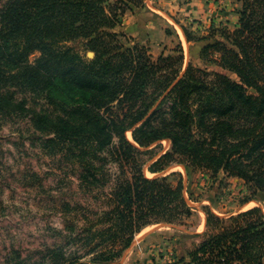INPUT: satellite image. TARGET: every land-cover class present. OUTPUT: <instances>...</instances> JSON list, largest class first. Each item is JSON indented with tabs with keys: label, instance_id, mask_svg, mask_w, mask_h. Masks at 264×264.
<instances>
[{
	"label": "trees",
	"instance_id": "16d2710c",
	"mask_svg": "<svg viewBox=\"0 0 264 264\" xmlns=\"http://www.w3.org/2000/svg\"><path fill=\"white\" fill-rule=\"evenodd\" d=\"M236 1L234 29L212 24L209 36L197 38L182 29L188 42L207 41L200 50L204 64L238 80L192 63L183 69L181 45L177 57L163 53L156 60L143 45L120 51L124 47L114 45L117 27L146 0H9L0 8V115L28 120L48 153L82 164L87 186L107 179L108 152L121 164L112 208L98 220L103 227L87 230L90 244L125 250L146 227L180 224L192 214L183 181L175 186L164 177H147L139 163L140 149L163 139L172 149L150 167L152 173L180 156L181 164L213 176L223 172L252 185L255 194L264 192V0ZM75 39H88L93 60L69 45ZM174 62L180 67L168 69ZM24 87L77 90L82 103L48 115L17 96L16 88ZM116 107L125 111L122 117L106 115ZM129 130L138 145L127 139ZM203 208L205 230L184 264H264L262 207L227 216ZM58 260L79 264L61 255ZM111 262L109 255L94 261Z\"/></svg>",
	"mask_w": 264,
	"mask_h": 264
},
{
	"label": "rangeland",
	"instance_id": "374dc122",
	"mask_svg": "<svg viewBox=\"0 0 264 264\" xmlns=\"http://www.w3.org/2000/svg\"><path fill=\"white\" fill-rule=\"evenodd\" d=\"M8 1L0 0V8ZM239 8L236 0H146L144 7H134L127 12V33L117 27L116 31L124 35H118L114 45L123 46L120 51L143 45L151 50L154 60L162 53L165 57H177V48L181 45L185 55L183 69L192 63L238 80L234 73L204 64L200 50L207 41L188 42L182 26L195 38L209 36L212 24L234 29ZM137 15L142 18L140 22ZM129 26L137 27L138 31H131ZM69 45L86 59L93 60L96 56L88 39H75ZM178 67L180 64L174 62L168 69ZM16 89L17 96L25 97L29 106L52 116L63 115L65 109H75L82 103L77 90L63 92L51 88L32 92L26 87ZM123 113L124 110L116 107L106 115L122 117ZM40 136L28 120L0 115V264H15L20 260L55 264L60 255L65 261L79 264H96L97 257L107 255L113 259L109 264H184L183 259L201 241L198 234L205 230L203 207L221 216L256 206L264 209V192L255 194L252 185L223 172L213 176L205 169L181 164L180 156L164 170L152 173L150 167L172 149L171 141L163 139L141 148L139 163L147 177H164L175 186L183 181L187 188L186 199L194 207L192 214L180 224L146 227L128 249L118 246L106 251L103 246H94L96 242H88L87 230L94 224L96 228L103 227L98 220L112 208L109 198L123 173L121 164L108 152L107 179L87 186L81 178L84 166L65 160L61 154L48 153ZM126 137L138 145L132 130L127 131ZM95 163L101 166V162ZM248 199L253 200L243 206Z\"/></svg>",
	"mask_w": 264,
	"mask_h": 264
},
{
	"label": "crops",
	"instance_id": "0c3cea01",
	"mask_svg": "<svg viewBox=\"0 0 264 264\" xmlns=\"http://www.w3.org/2000/svg\"><path fill=\"white\" fill-rule=\"evenodd\" d=\"M133 17H134V16H133ZM136 17H137V21L140 22V20H142V18H141L139 15H137ZM127 18H128V15H127V13H126L125 16H124V18H123V23H122V25L119 26V29H120L122 32H125V33H127L126 30H127V28H128V25H127V24H128V19H127ZM146 25H147V24H146V22L144 21V26L147 27ZM129 29H130L131 31H138V30H137V27H132V26L130 27V26H129ZM130 34H131V33H130ZM163 35H164V34H163ZM166 36H167V35H164L163 38H166ZM201 42H202V41H201ZM150 52H151V50H150ZM151 54H152V53H151ZM162 54H163V53H162Z\"/></svg>",
	"mask_w": 264,
	"mask_h": 264
},
{
	"label": "water",
	"instance_id": "95a60500",
	"mask_svg": "<svg viewBox=\"0 0 264 264\" xmlns=\"http://www.w3.org/2000/svg\"><path fill=\"white\" fill-rule=\"evenodd\" d=\"M147 235V234H146Z\"/></svg>",
	"mask_w": 264,
	"mask_h": 264
}]
</instances>
